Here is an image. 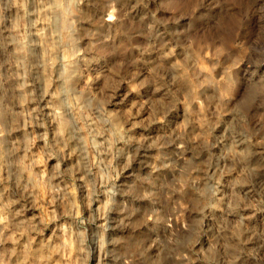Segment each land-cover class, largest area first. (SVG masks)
Here are the masks:
<instances>
[{
  "label": "rangeland",
  "instance_id": "obj_1",
  "mask_svg": "<svg viewBox=\"0 0 264 264\" xmlns=\"http://www.w3.org/2000/svg\"><path fill=\"white\" fill-rule=\"evenodd\" d=\"M262 79L264 0H0V264H264Z\"/></svg>",
  "mask_w": 264,
  "mask_h": 264
},
{
  "label": "bare ground",
  "instance_id": "obj_2",
  "mask_svg": "<svg viewBox=\"0 0 264 264\" xmlns=\"http://www.w3.org/2000/svg\"><path fill=\"white\" fill-rule=\"evenodd\" d=\"M250 2V1H249ZM227 17V16H226ZM240 19L236 18L235 16L233 17H227L225 20L226 24V32L225 35L228 37L231 35V32L235 29L237 25L240 24ZM248 31V30H247ZM219 47V46H217ZM216 47V48H217ZM222 47V46H221ZM227 50V49H226ZM225 52V51H224ZM231 52V51H230ZM216 54V53H215ZM232 59V58H231ZM209 60V59H208ZM196 61V60H195ZM199 61V60H198ZM215 61V60H214ZM213 61V63H214ZM197 62V61H196ZM229 62V61H228ZM196 64V63H195ZM230 64V63H229ZM199 65V62H198ZM216 65V64H215ZM203 66V65H201ZM213 66V65H211ZM200 67V66H198ZM201 68V67H200ZM203 71V77H202V84L205 85L207 89H205L206 92H202L203 94V105L207 108L215 109L216 107L219 109L224 110V104L226 105V99L229 98V96L232 93V85L234 84V79H233V74L231 73V70H229L228 66L222 67L221 71H219V74H216L213 67H202ZM220 70V69H219ZM196 72V71H195ZM201 74V73H200ZM198 77L196 76H191V79L189 81L190 83V88L193 89L195 93H198L201 90H198L199 82L197 80ZM241 79V78H240ZM242 81V79H241ZM124 86V85H123ZM122 86V87H123ZM238 87V86H236ZM235 87V88H236ZM234 88V90H235ZM240 88V86H239ZM238 88V89H239ZM244 89V88H243ZM236 91V90H235ZM244 91V90H243ZM234 92V91H233ZM199 94V93H198ZM243 94V93H242ZM192 95V94H191ZM195 95V94H194ZM196 97V96H195ZM194 97V98H195ZM241 98V97H240ZM240 101V100H239ZM236 104V103H235ZM261 104H264V80H259L257 82H252L250 83L247 88H245L244 95L240 101V108L244 112H248L249 109H251L254 106H260ZM198 106V104H195ZM222 105V106H221ZM193 106V105H192ZM200 106V105H199ZM221 107V108H220ZM194 109V107H191ZM199 110V108H196ZM221 109V110H222ZM226 109V108H225ZM212 111V110H211ZM230 111V110H229ZM225 112V111H224ZM228 112V111H227ZM249 116V114H248ZM264 116V115H263ZM227 117V116H226ZM243 117V115L241 116ZM203 118V117H202ZM204 119V118H203ZM240 119V117H239ZM238 119V120H239ZM243 118H241L242 120ZM201 120V119H200ZM261 120V119H260ZM245 121V120H244ZM260 122V121H259ZM243 123V122H242ZM199 124V123H198ZM235 125V124H234ZM242 125V124H241ZM199 126V125H197ZM201 126V124H200ZM239 126V125H238ZM201 128V127H200ZM204 128V127H203ZM246 129V127H245ZM263 136V134H262ZM261 139V138H260ZM260 142V141H259ZM237 154V153H236ZM238 156V155H237ZM264 190V189H263ZM264 194V192L262 193ZM264 202V201H263ZM1 218V217H0Z\"/></svg>",
  "mask_w": 264,
  "mask_h": 264
}]
</instances>
